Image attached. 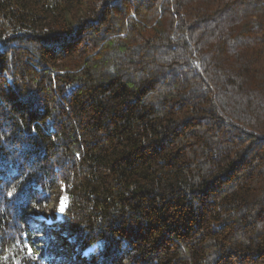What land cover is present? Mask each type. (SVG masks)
Returning <instances> with one entry per match:
<instances>
[{
  "label": "trees",
  "instance_id": "trees-1",
  "mask_svg": "<svg viewBox=\"0 0 264 264\" xmlns=\"http://www.w3.org/2000/svg\"><path fill=\"white\" fill-rule=\"evenodd\" d=\"M0 264H264V0H0Z\"/></svg>",
  "mask_w": 264,
  "mask_h": 264
},
{
  "label": "rangeland",
  "instance_id": "rangeland-1",
  "mask_svg": "<svg viewBox=\"0 0 264 264\" xmlns=\"http://www.w3.org/2000/svg\"><path fill=\"white\" fill-rule=\"evenodd\" d=\"M66 204H67V197H66V195H63L61 200H60V204L58 206L57 211H54L53 210V206H51L50 207L49 218H45V217H40L39 218L40 221H43L45 223L44 228H42L43 231H44V234L40 236V239L42 241H45V242L48 241L49 238H48L47 234L50 231H52L51 227H52V223H53V220H54V215H55V217L60 218L62 213H63V211L66 208ZM62 208H63V211H61Z\"/></svg>",
  "mask_w": 264,
  "mask_h": 264
},
{
  "label": "snow or ice",
  "instance_id": "snow-or-ice-1",
  "mask_svg": "<svg viewBox=\"0 0 264 264\" xmlns=\"http://www.w3.org/2000/svg\"><path fill=\"white\" fill-rule=\"evenodd\" d=\"M61 211H63V208L61 209Z\"/></svg>",
  "mask_w": 264,
  "mask_h": 264
}]
</instances>
